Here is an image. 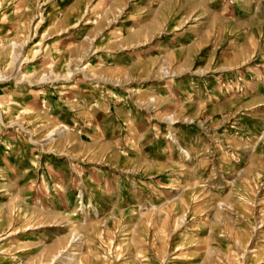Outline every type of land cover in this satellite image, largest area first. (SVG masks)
I'll return each mask as SVG.
<instances>
[{
	"label": "rangeland",
	"instance_id": "rangeland-1",
	"mask_svg": "<svg viewBox=\"0 0 264 264\" xmlns=\"http://www.w3.org/2000/svg\"><path fill=\"white\" fill-rule=\"evenodd\" d=\"M143 2L0 0V264H264V105L199 116Z\"/></svg>",
	"mask_w": 264,
	"mask_h": 264
},
{
	"label": "crops",
	"instance_id": "crops-1",
	"mask_svg": "<svg viewBox=\"0 0 264 264\" xmlns=\"http://www.w3.org/2000/svg\"><path fill=\"white\" fill-rule=\"evenodd\" d=\"M142 1H145L143 6H148L147 9L154 15L143 19L136 29L143 27L142 36H145L146 29L150 33L162 30L163 35L159 37L158 46L154 49L163 51L153 53L151 47L142 49L141 59L162 55L167 50L178 51L179 48L186 47L192 53L194 49V52L197 51L195 56L199 62L198 69L195 70L202 76L190 79L189 100L196 98L194 102L203 107L199 116L213 120L214 117L220 116L217 115L220 112H228L229 106L236 113L234 104L242 97L246 98L244 103L255 102L253 109H248L242 118L248 120V117H257L254 109L264 105V74L258 76L257 73H249V80L242 82L244 91L233 94V97L237 98L226 94L224 79L246 65L252 56L264 54V0H196L197 4L190 8L189 13L180 18H177V15L181 8L168 18L164 15V12L172 10L173 7L177 8L178 0ZM203 5L205 9L198 11ZM152 6L154 7L151 8ZM167 25H171L170 30H167ZM128 27L126 35L135 29L133 22H129ZM149 36L147 34L145 37ZM168 38L172 42L167 41ZM186 64L187 62L181 63L179 69L186 68ZM253 75L255 79H251ZM198 88H204L205 91L202 92ZM226 105L228 107L224 109ZM196 125L197 122L190 124V128L193 129Z\"/></svg>",
	"mask_w": 264,
	"mask_h": 264
}]
</instances>
